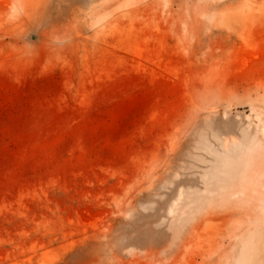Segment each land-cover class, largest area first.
<instances>
[{"label":"rangeland","instance_id":"rangeland-1","mask_svg":"<svg viewBox=\"0 0 264 264\" xmlns=\"http://www.w3.org/2000/svg\"><path fill=\"white\" fill-rule=\"evenodd\" d=\"M0 264H264V0H0Z\"/></svg>","mask_w":264,"mask_h":264}]
</instances>
